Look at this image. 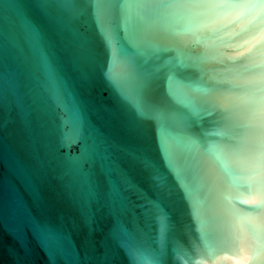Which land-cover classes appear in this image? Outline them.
I'll list each match as a JSON object with an SVG mask.
<instances>
[{
    "label": "water",
    "instance_id": "water-1",
    "mask_svg": "<svg viewBox=\"0 0 264 264\" xmlns=\"http://www.w3.org/2000/svg\"><path fill=\"white\" fill-rule=\"evenodd\" d=\"M0 264H264V2L0 0Z\"/></svg>",
    "mask_w": 264,
    "mask_h": 264
},
{
    "label": "clouds",
    "instance_id": "clouds-1",
    "mask_svg": "<svg viewBox=\"0 0 264 264\" xmlns=\"http://www.w3.org/2000/svg\"><path fill=\"white\" fill-rule=\"evenodd\" d=\"M229 7L240 8L246 7V5L233 4ZM243 21L244 17L234 12L213 13L204 20L203 30L196 40L214 61L219 65H226L239 59L242 55L237 53V49L243 46L242 37L246 31Z\"/></svg>",
    "mask_w": 264,
    "mask_h": 264
}]
</instances>
